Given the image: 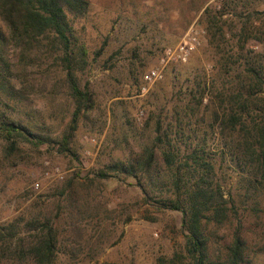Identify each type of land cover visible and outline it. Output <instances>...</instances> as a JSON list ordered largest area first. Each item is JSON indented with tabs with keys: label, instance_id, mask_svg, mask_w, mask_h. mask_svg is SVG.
<instances>
[{
	"label": "rangeland",
	"instance_id": "374dc122",
	"mask_svg": "<svg viewBox=\"0 0 264 264\" xmlns=\"http://www.w3.org/2000/svg\"><path fill=\"white\" fill-rule=\"evenodd\" d=\"M86 1V13L70 20L74 48L86 52V63L77 64L74 73L92 107L80 113L67 138L69 151L61 150L75 104L64 72L48 60L34 69L42 75L30 81L26 103L1 110L5 118L35 124L33 131L43 140L18 142L8 150L0 139V225L24 212L26 219L35 213L56 217L54 264H191L179 211L145 202L131 177L96 174L113 162L135 159L154 136L156 115L192 101L189 91L203 77L217 82L227 55L257 58L256 52L264 51V0ZM206 11L224 13L223 35L214 27L208 32ZM253 25L263 43L244 39L239 30ZM191 30L195 46L187 61L168 58L166 50ZM242 61L238 57L236 62ZM151 69L160 70L162 77L145 83L143 75ZM72 179L69 192L60 195ZM235 185L234 175L221 183L226 198ZM234 199L240 206L238 196ZM241 213L248 243L245 264H264V188ZM232 228L230 222L206 225L210 244L222 257ZM32 234L23 236L31 240Z\"/></svg>",
	"mask_w": 264,
	"mask_h": 264
},
{
	"label": "trees",
	"instance_id": "16d2710c",
	"mask_svg": "<svg viewBox=\"0 0 264 264\" xmlns=\"http://www.w3.org/2000/svg\"><path fill=\"white\" fill-rule=\"evenodd\" d=\"M87 10L86 0H0V139L8 143V150L16 149L18 142L43 140L33 131L35 124L5 118L1 110L26 103L33 85L30 81L42 75L34 69L50 60L64 72L75 104L65 143L59 144L61 150L69 151L67 138L80 113L92 107L90 94L80 89L74 73L77 64L86 63V52L82 46L74 48L70 20ZM207 14L208 32L214 27L222 34L224 13ZM239 30L244 39L263 43L256 35L257 26ZM217 53L223 57L221 50ZM256 53L257 58H242L236 52L227 55L216 72L217 82L203 77L189 91L192 101L174 105L163 117L156 115L154 136L135 159L113 162L96 174L100 178L118 173L131 177L145 202L152 200L158 209L179 211L191 264L249 261L241 212L247 203H256L264 188V51ZM238 57L243 59L241 64L236 62ZM233 175L236 185L226 198L221 183ZM73 182L68 181L59 194H67ZM25 217L26 212L0 225V261L54 264L59 242L56 217L41 213ZM227 222L233 227L232 236L222 257L211 246L206 225L218 227ZM30 232L32 239L27 240L23 235Z\"/></svg>",
	"mask_w": 264,
	"mask_h": 264
},
{
	"label": "built area",
	"instance_id": "2783aa9c",
	"mask_svg": "<svg viewBox=\"0 0 264 264\" xmlns=\"http://www.w3.org/2000/svg\"><path fill=\"white\" fill-rule=\"evenodd\" d=\"M195 46V37L194 32L191 30L187 32L185 37H183L182 41L175 47V48H169L166 50V54L168 58H171L173 60L186 62L188 59V56L193 51ZM162 77V72L158 69H151L147 71L143 75V80L145 83H152ZM142 90L145 91L146 87L143 86ZM38 185H35V188H37Z\"/></svg>",
	"mask_w": 264,
	"mask_h": 264
}]
</instances>
